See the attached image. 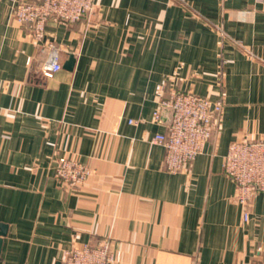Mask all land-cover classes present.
Listing matches in <instances>:
<instances>
[{"label": "crops", "instance_id": "1", "mask_svg": "<svg viewBox=\"0 0 264 264\" xmlns=\"http://www.w3.org/2000/svg\"><path fill=\"white\" fill-rule=\"evenodd\" d=\"M16 3L0 0V264H64L102 239L118 264L264 263V191L245 220L223 168L234 139L264 135V0H96L78 21L50 18L41 41ZM49 42L62 63L51 77ZM172 90L224 104L177 173L152 141ZM59 155L91 166L84 184L61 183Z\"/></svg>", "mask_w": 264, "mask_h": 264}, {"label": "built area", "instance_id": "2", "mask_svg": "<svg viewBox=\"0 0 264 264\" xmlns=\"http://www.w3.org/2000/svg\"><path fill=\"white\" fill-rule=\"evenodd\" d=\"M95 10L96 0H17L13 15L18 23L30 28L36 41H41L50 18L75 22L92 15ZM47 47L49 57L41 70L51 77L62 68L60 48L52 42ZM223 106L221 100L192 91L172 90L162 95L154 119L163 120L165 111L170 112V117L166 130L156 132L152 141L165 147V165L169 172L183 171L204 151L221 122ZM129 122L137 123V120L130 118ZM223 168L237 184V200L243 208L244 219L248 220L254 195L264 191V135L257 139L247 135L234 139L224 156ZM91 174L92 168L86 162L58 156L55 175L65 186H81ZM120 258L121 253L112 249L110 241L102 239L95 244L84 243L66 250L64 264H118Z\"/></svg>", "mask_w": 264, "mask_h": 264}, {"label": "water", "instance_id": "3", "mask_svg": "<svg viewBox=\"0 0 264 264\" xmlns=\"http://www.w3.org/2000/svg\"><path fill=\"white\" fill-rule=\"evenodd\" d=\"M0 228H1V231H0V235H5L6 233V225L5 224H0ZM1 244H2V237H0V248H1Z\"/></svg>", "mask_w": 264, "mask_h": 264}]
</instances>
